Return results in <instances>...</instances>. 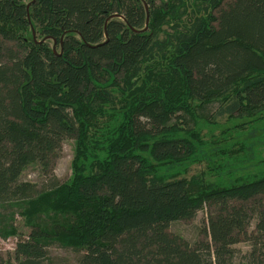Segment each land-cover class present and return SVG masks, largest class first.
Returning <instances> with one entry per match:
<instances>
[{"label": "trees", "instance_id": "16d2710c", "mask_svg": "<svg viewBox=\"0 0 264 264\" xmlns=\"http://www.w3.org/2000/svg\"><path fill=\"white\" fill-rule=\"evenodd\" d=\"M210 105L264 111V0H0V238L18 234V212L26 264L51 243L78 264H264V173L155 172L193 157ZM66 139L72 175L59 183ZM30 164L40 189L21 178ZM203 208L202 238L168 231Z\"/></svg>", "mask_w": 264, "mask_h": 264}, {"label": "rangeland", "instance_id": "374dc122", "mask_svg": "<svg viewBox=\"0 0 264 264\" xmlns=\"http://www.w3.org/2000/svg\"><path fill=\"white\" fill-rule=\"evenodd\" d=\"M218 106L210 105L199 113L196 128L200 138L195 137L196 151L192 158L173 163L157 164L155 172L166 176H197L206 181L227 184L244 175L248 178L264 173V111L256 116L241 118L218 115ZM75 140L66 139L54 165V175L59 183L71 178L72 160L74 158ZM22 180L36 183L37 189L47 184L37 164H30L22 173ZM206 209L199 210L190 221L171 222L168 231L179 234L187 240L202 238L199 228L207 222ZM30 216V215H29ZM14 226L18 234L7 239L0 238V258L5 264H26L14 256L15 243L25 238L28 227L23 215L15 213ZM241 250L247 249L246 243L237 245ZM78 250L61 243H51L46 247L44 258L37 264H78Z\"/></svg>", "mask_w": 264, "mask_h": 264}, {"label": "water", "instance_id": "95a60500", "mask_svg": "<svg viewBox=\"0 0 264 264\" xmlns=\"http://www.w3.org/2000/svg\"><path fill=\"white\" fill-rule=\"evenodd\" d=\"M147 20H148V15L146 14V22H147Z\"/></svg>", "mask_w": 264, "mask_h": 264}]
</instances>
